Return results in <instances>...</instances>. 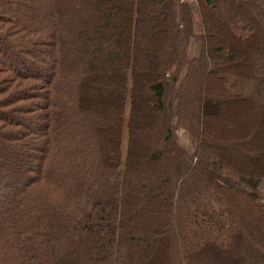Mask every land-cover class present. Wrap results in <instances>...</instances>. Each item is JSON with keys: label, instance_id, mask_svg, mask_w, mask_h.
Wrapping results in <instances>:
<instances>
[{"label": "trees", "instance_id": "1", "mask_svg": "<svg viewBox=\"0 0 264 264\" xmlns=\"http://www.w3.org/2000/svg\"><path fill=\"white\" fill-rule=\"evenodd\" d=\"M194 3L0 0V264H264V0Z\"/></svg>", "mask_w": 264, "mask_h": 264}, {"label": "rangeland", "instance_id": "2", "mask_svg": "<svg viewBox=\"0 0 264 264\" xmlns=\"http://www.w3.org/2000/svg\"><path fill=\"white\" fill-rule=\"evenodd\" d=\"M189 1L194 3V0H189ZM194 11L196 14V31L197 33H201L202 27L198 17V8L196 4L194 5ZM200 50H201V45L198 44L197 42H192L189 50V56L191 57V59H196L199 56ZM178 140L181 146L189 150L191 153L195 152L197 144L188 136V134L185 131L183 130L178 131ZM125 148H126V142L124 145V149ZM243 162L246 163L247 161L243 160ZM261 190L264 192V183L261 186ZM62 260L64 261V259Z\"/></svg>", "mask_w": 264, "mask_h": 264}]
</instances>
